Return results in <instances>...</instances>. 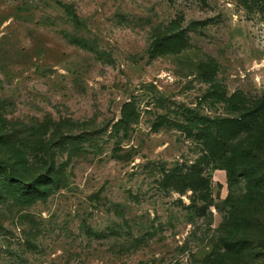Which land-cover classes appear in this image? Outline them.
<instances>
[{
	"label": "rangeland",
	"instance_id": "rangeland-1",
	"mask_svg": "<svg viewBox=\"0 0 264 264\" xmlns=\"http://www.w3.org/2000/svg\"><path fill=\"white\" fill-rule=\"evenodd\" d=\"M172 31L179 47L152 54ZM263 97L264 0H0V162L61 172L46 202L4 212L0 264H217L225 202L247 184L207 166L209 207L164 176L205 154L187 118L234 119V98ZM252 146L264 121L233 151Z\"/></svg>",
	"mask_w": 264,
	"mask_h": 264
},
{
	"label": "trees",
	"instance_id": "trees-1",
	"mask_svg": "<svg viewBox=\"0 0 264 264\" xmlns=\"http://www.w3.org/2000/svg\"><path fill=\"white\" fill-rule=\"evenodd\" d=\"M69 10V15L78 23L77 14L71 8ZM184 38L185 31H172L153 45L152 54L174 51L181 44L179 39L182 41ZM234 101L233 109L240 113L237 118L211 119L195 115L186 119L187 129L197 130L194 137L201 142L205 154L191 166L177 167L164 176L174 191L199 192L209 207L214 201L211 182L206 176L207 166L214 164L226 171L230 191L241 181L247 184L240 197L229 195L225 202L232 203L234 211L226 218L229 228L220 241V260L217 264H251L252 258L264 260V150L256 152L255 146H252V149L244 152L233 151L234 143L239 138L251 133L264 121V97L254 102L243 98H234ZM135 118L133 103L125 104L121 118L113 126L114 135L119 137L122 131L127 135ZM68 140L78 147L88 142L89 138L84 135ZM55 167L53 163L45 173L28 180L18 167L0 162V246L8 232L3 221L4 212L12 213L14 209L21 210L38 202H46L61 187V172Z\"/></svg>",
	"mask_w": 264,
	"mask_h": 264
}]
</instances>
